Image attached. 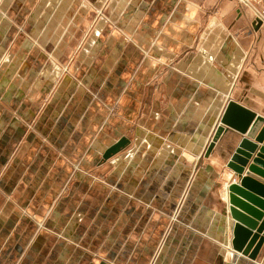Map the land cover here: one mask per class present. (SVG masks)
<instances>
[{
  "label": "crops",
  "instance_id": "crops-1",
  "mask_svg": "<svg viewBox=\"0 0 264 264\" xmlns=\"http://www.w3.org/2000/svg\"><path fill=\"white\" fill-rule=\"evenodd\" d=\"M146 5L124 19L133 47L103 28L73 74L0 67V264H259L227 213L242 137L205 152L230 99L264 116V25L231 0Z\"/></svg>",
  "mask_w": 264,
  "mask_h": 264
},
{
  "label": "rangeland",
  "instance_id": "rangeland-1",
  "mask_svg": "<svg viewBox=\"0 0 264 264\" xmlns=\"http://www.w3.org/2000/svg\"><path fill=\"white\" fill-rule=\"evenodd\" d=\"M151 1L0 0V17L9 19V25H7L5 31L7 38L2 39L0 37V47L3 48V52L0 48V67L4 64L6 65L5 62H12L14 59L13 54L20 57L25 63L34 62L36 70L39 65L44 63L49 68H54L58 65L59 72L63 75L73 74L74 69L82 65L83 56H85L82 53L85 51L89 52L95 46V42L99 38L98 36L103 28L108 30L109 33H117L120 39L128 41L133 47L135 45L134 28L133 30H128L127 22H124V19L126 16L128 18L134 17L137 9L143 8L142 4L150 5ZM231 1L239 6L250 7L255 15L253 23L259 19L262 21V24L258 29L263 27L264 21L257 10L264 11V0H248V2H246L247 0ZM144 11L145 9L143 8ZM103 45L104 43L101 46ZM141 49L143 55L146 56L149 50L142 47ZM18 61L19 59L16 60V63ZM94 97L97 98L96 95ZM102 105L107 109L108 114L114 115L118 111L115 106L109 107L105 103H102ZM125 138L129 140V144L121 151L131 146L132 143L130 138ZM73 168L78 169V166L74 164ZM233 175V178L231 175L229 176L230 183H238L239 180L236 174L234 173ZM93 178L102 183L105 182L100 176L94 175ZM224 183L222 182L223 185ZM177 213L175 212L171 215L170 224H172V221L177 220ZM36 224L38 229L41 223L40 225L39 222ZM263 241L264 232L260 235L259 245L257 246L258 250L261 249ZM257 251L254 257L249 255L244 256L249 257L253 262L264 264L263 261L256 260Z\"/></svg>",
  "mask_w": 264,
  "mask_h": 264
},
{
  "label": "water",
  "instance_id": "water-1",
  "mask_svg": "<svg viewBox=\"0 0 264 264\" xmlns=\"http://www.w3.org/2000/svg\"><path fill=\"white\" fill-rule=\"evenodd\" d=\"M261 24L257 19L253 26L258 29ZM224 132L228 135V143L236 139L237 134L242 137L226 165L239 180L229 185L227 213L233 225L232 246L237 252L254 257L264 232V116L230 99L206 156ZM128 144L127 138H121L104 151L102 158H110Z\"/></svg>",
  "mask_w": 264,
  "mask_h": 264
},
{
  "label": "built area",
  "instance_id": "built-area-1",
  "mask_svg": "<svg viewBox=\"0 0 264 264\" xmlns=\"http://www.w3.org/2000/svg\"><path fill=\"white\" fill-rule=\"evenodd\" d=\"M260 1H262V0H260ZM246 2H248V0L246 1ZM257 12L258 13H260L259 15H261V16H263L264 17V11L263 10H257ZM264 19V18H263Z\"/></svg>",
  "mask_w": 264,
  "mask_h": 264
},
{
  "label": "bare ground",
  "instance_id": "bare-ground-1",
  "mask_svg": "<svg viewBox=\"0 0 264 264\" xmlns=\"http://www.w3.org/2000/svg\"><path fill=\"white\" fill-rule=\"evenodd\" d=\"M261 16V15H260ZM261 18H262V20L264 21V17L263 16H261ZM228 196H229V187H228ZM233 247V246H232ZM233 250H234V248H233ZM234 251H236V250H234ZM237 252V251H236ZM237 253H239V254H242L241 252H237ZM242 255H244V254H242Z\"/></svg>",
  "mask_w": 264,
  "mask_h": 264
}]
</instances>
